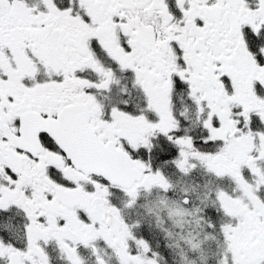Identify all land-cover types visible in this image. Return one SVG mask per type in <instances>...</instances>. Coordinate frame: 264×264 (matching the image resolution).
Segmentation results:
<instances>
[{
	"label": "snow or ice",
	"instance_id": "snow-or-ice-1",
	"mask_svg": "<svg viewBox=\"0 0 264 264\" xmlns=\"http://www.w3.org/2000/svg\"><path fill=\"white\" fill-rule=\"evenodd\" d=\"M0 264H264V0H0Z\"/></svg>",
	"mask_w": 264,
	"mask_h": 264
}]
</instances>
